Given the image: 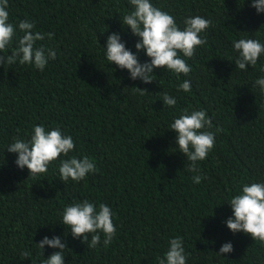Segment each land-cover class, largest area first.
<instances>
[{"label":"trees","instance_id":"1","mask_svg":"<svg viewBox=\"0 0 264 264\" xmlns=\"http://www.w3.org/2000/svg\"><path fill=\"white\" fill-rule=\"evenodd\" d=\"M150 2L174 16L181 29L189 16L211 20L201 34L207 43L185 58L192 69L187 76L155 69L154 81L144 84L109 64L101 48L112 33L141 63L150 62L143 51L136 53L139 37L121 24L132 10L129 0H9L11 23L27 18L35 31L54 33L37 44L56 51L57 58L43 71L0 66V264H42L59 251L36 246L45 236L67 244L65 264H157L176 236L183 239L186 264H264V244L226 226L229 198L244 184L264 183V95L253 86L264 54L241 71L233 49V41L245 36L264 43V13L257 14L252 0ZM15 46L14 38L7 55ZM185 80L191 91H177ZM164 92L175 106L163 105ZM185 108L205 110L213 125L208 130L222 129L199 162L207 177L200 184L193 183L169 128ZM34 125L71 135L76 147L68 156L92 158L97 171L80 182H62L58 166L64 156L43 174L30 177L27 168L19 169L7 147L13 138L29 139ZM85 199L114 213L117 231L107 247L102 234L91 249V234L84 244L61 224L63 209ZM226 242L233 251L217 255ZM24 251L29 258L21 257Z\"/></svg>","mask_w":264,"mask_h":264},{"label":"clouds","instance_id":"2","mask_svg":"<svg viewBox=\"0 0 264 264\" xmlns=\"http://www.w3.org/2000/svg\"><path fill=\"white\" fill-rule=\"evenodd\" d=\"M131 11L125 12L121 24L130 29L133 36L139 37L135 44L136 53L143 51L150 62L141 63L138 55L126 48L121 36L112 33L106 39L104 55L109 64H115L121 70H127L130 79H139L144 84L154 81V70L163 69L174 72L177 76H187L191 67L187 59H191L198 47L207 43L202 37L212 22L200 15L189 16L183 21V28L176 23L174 16L160 8L155 7L150 0H129ZM9 0H0V66L5 65H30L43 71L49 60L57 58V52L37 42L45 38L51 40L54 33L35 31V22L25 18L13 24L9 20L7 11ZM251 7L257 14L264 13V0H252ZM18 33L22 34L18 35ZM16 46L7 55L13 40ZM233 49L237 53L235 59L236 69L244 71L249 65L256 66L258 59L264 54V43L259 39L247 36L233 41ZM181 54L184 58L181 57ZM187 58V59H185ZM262 75L254 82V87L264 95V67L260 68ZM140 95L147 94L146 89L133 87ZM190 92L191 82L185 80L178 85L177 91ZM163 105L173 107L176 99L167 92L162 93ZM213 127L212 120L205 110L193 109L189 112L185 108L178 118H173L169 128L175 135V145L179 152L189 162L188 171L194 173L192 181L200 184L206 176L202 174L199 162L207 158L215 146L216 132L208 129ZM76 145L71 135H64L60 128L54 127L46 130L43 125H34L27 140L13 138L7 147V152L16 154V166L23 170L27 168L30 177L43 174L48 167L61 156L67 157L59 160L58 172L62 182H80L90 173L97 171L95 161L84 156H68ZM232 211V216L226 220L227 228L233 233H244L253 240L264 244V183L252 182L242 185V189L230 197L227 203ZM61 224L67 226L74 239L82 238L85 244L91 234L88 247L96 248L101 243L107 247L116 235V226L113 222L114 213L105 203L98 205L88 199L76 201L65 207L61 213ZM66 235V234H65ZM36 246L43 250L45 246L59 249L52 253L42 264H65L64 251L67 244L61 238L54 236L49 239L45 236ZM233 251L231 242L224 243L217 255L223 256ZM22 258H29L30 253L24 251ZM188 254L185 252L182 237L176 236L168 241V248L163 256L157 257V264H186Z\"/></svg>","mask_w":264,"mask_h":264}]
</instances>
